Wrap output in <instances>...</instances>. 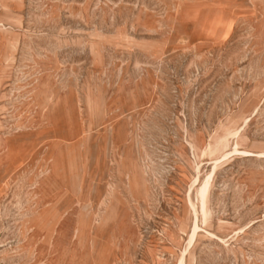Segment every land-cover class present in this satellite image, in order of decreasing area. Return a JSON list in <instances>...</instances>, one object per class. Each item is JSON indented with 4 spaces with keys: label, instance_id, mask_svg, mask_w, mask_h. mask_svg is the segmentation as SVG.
<instances>
[{
    "label": "rangeland",
    "instance_id": "1",
    "mask_svg": "<svg viewBox=\"0 0 264 264\" xmlns=\"http://www.w3.org/2000/svg\"><path fill=\"white\" fill-rule=\"evenodd\" d=\"M0 264H264V0H0Z\"/></svg>",
    "mask_w": 264,
    "mask_h": 264
}]
</instances>
